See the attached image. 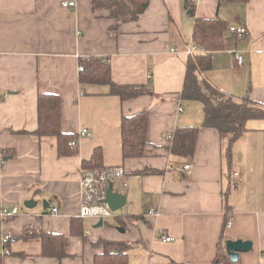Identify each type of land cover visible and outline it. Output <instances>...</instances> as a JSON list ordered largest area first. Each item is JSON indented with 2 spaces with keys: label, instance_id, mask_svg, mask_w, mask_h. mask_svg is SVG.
Returning <instances> with one entry per match:
<instances>
[{
  "label": "crops",
  "instance_id": "0c3cea01",
  "mask_svg": "<svg viewBox=\"0 0 264 264\" xmlns=\"http://www.w3.org/2000/svg\"><path fill=\"white\" fill-rule=\"evenodd\" d=\"M71 1L75 7L63 6ZM111 1L0 0V214L19 209L0 215L2 264H94L102 241L128 244L130 264H217L219 246L229 240L253 246L234 264H264V119L246 123L229 163L226 141L204 126L203 104L181 97L188 50L200 52L195 22L220 18L247 34L214 52L202 76L264 105V0H149L136 21L125 23L105 6ZM91 58L109 62L117 85L152 94L123 100L106 85L82 84L79 69L85 73ZM40 95L60 98V130L75 138L74 151L63 153L56 137L35 134ZM143 113L149 114L145 154L125 159L122 120ZM189 127L199 129L194 156L173 154L168 136ZM97 149L104 167L125 169L128 185L119 193L127 204L101 228L94 220L92 231L85 223L94 218L80 217V180L83 162ZM28 200L37 206L26 208ZM73 219L82 222L79 236L72 235ZM7 232L10 256L2 243ZM40 232L67 237L68 257H44ZM167 236L173 241L163 242Z\"/></svg>",
  "mask_w": 264,
  "mask_h": 264
},
{
  "label": "trees",
  "instance_id": "16d2710c",
  "mask_svg": "<svg viewBox=\"0 0 264 264\" xmlns=\"http://www.w3.org/2000/svg\"><path fill=\"white\" fill-rule=\"evenodd\" d=\"M249 0H218L219 5L229 3H247ZM149 0H114L105 4L112 16L119 23L136 21L148 7ZM239 40L230 26L220 18L197 19L193 30V42L199 53L190 55L181 97L184 100L199 101L203 104L204 126L215 129L226 141L225 157L231 163L232 146L246 131V123L253 119H264V105L250 97H237L211 84L204 75L212 68V54L232 48ZM86 72H82L80 82L106 85L110 94L123 100L136 98L151 93L144 87L119 86L112 81L110 65L106 59L91 58L85 62ZM61 100L55 95H40L38 98L39 137H56L61 152L74 151L70 146L75 139L62 134L60 130ZM149 114L127 116L122 120V151L125 159L143 157L148 134ZM199 138L198 128H180L174 132L170 142L173 154L192 158L195 154ZM70 150V151H71ZM71 151V152H72ZM83 169L101 170L103 166L102 152L97 149L90 161H84ZM227 224V223H226ZM82 222L72 220V235L79 236ZM36 237L42 242L43 256L63 260L68 257L69 239L64 236L40 232ZM104 251L95 257L94 264H130L128 260L129 245L126 243L102 241ZM215 262L217 264H234L226 252V246L220 244ZM0 264H2L0 260Z\"/></svg>",
  "mask_w": 264,
  "mask_h": 264
},
{
  "label": "built area",
  "instance_id": "2783aa9c",
  "mask_svg": "<svg viewBox=\"0 0 264 264\" xmlns=\"http://www.w3.org/2000/svg\"><path fill=\"white\" fill-rule=\"evenodd\" d=\"M75 2H64L63 6L65 8L75 7ZM230 32L235 33L239 39L243 38L247 34V29L244 26H230ZM196 48H191L188 50L189 54L196 53ZM236 61L239 65L243 64V56L236 53ZM80 72L85 69L83 66L80 67ZM87 130H82L79 135L84 137L87 134ZM173 133L168 136V140L173 139ZM77 141H72L70 146L77 147ZM185 170L190 169L189 165L184 167ZM122 184L123 187H127V177L126 171L123 167H103L101 170H86L83 169L81 180H80V197H81V207H80V217L82 219L94 218V219H106L112 217L113 211L110 206L105 203L107 191L112 187V191L119 193L116 185ZM19 213V209L15 207L13 210L9 211L4 208L1 211V216L11 217ZM53 214H58V208L54 207L52 209ZM233 225L232 217L229 216L226 227L230 228ZM163 242H172L173 239L169 236L162 238ZM12 241V233L7 232L3 235L2 243L4 245V255L10 256L11 249L9 248V243Z\"/></svg>",
  "mask_w": 264,
  "mask_h": 264
},
{
  "label": "water",
  "instance_id": "95a60500",
  "mask_svg": "<svg viewBox=\"0 0 264 264\" xmlns=\"http://www.w3.org/2000/svg\"><path fill=\"white\" fill-rule=\"evenodd\" d=\"M105 203L108 204L113 212L122 210L127 204V196L122 193H115L110 187L107 191V196ZM37 206L36 201L28 200L25 202V207L28 209H33ZM104 225V220L101 219L95 228H101ZM124 232V230H122ZM226 252L232 263H237L240 258L241 253L249 252L252 249V243L249 241H232L226 242Z\"/></svg>",
  "mask_w": 264,
  "mask_h": 264
},
{
  "label": "rangeland",
  "instance_id": "374dc122",
  "mask_svg": "<svg viewBox=\"0 0 264 264\" xmlns=\"http://www.w3.org/2000/svg\"><path fill=\"white\" fill-rule=\"evenodd\" d=\"M116 188H117V190H122L123 186H122V184H118V185H116ZM123 212H124V209L119 210V211H117V212H112V213H113V215H115V216H119V215H120L121 213H123ZM110 219H111V217L104 219V221L107 222V221L110 220ZM94 220H96V221H100V218H98V219H89V220L86 221L85 224H86V226L91 225L92 231H97L96 229L93 228L94 225H93L92 222H93Z\"/></svg>",
  "mask_w": 264,
  "mask_h": 264
}]
</instances>
